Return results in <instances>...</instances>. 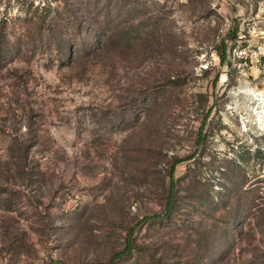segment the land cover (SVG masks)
Returning <instances> with one entry per match:
<instances>
[{"label":"rangeland","instance_id":"obj_1","mask_svg":"<svg viewBox=\"0 0 264 264\" xmlns=\"http://www.w3.org/2000/svg\"><path fill=\"white\" fill-rule=\"evenodd\" d=\"M0 264H264V0H0Z\"/></svg>","mask_w":264,"mask_h":264},{"label":"built area","instance_id":"obj_2","mask_svg":"<svg viewBox=\"0 0 264 264\" xmlns=\"http://www.w3.org/2000/svg\"><path fill=\"white\" fill-rule=\"evenodd\" d=\"M235 54L240 63L247 66L248 63H252V59L255 58L258 61L261 56L256 50H248L245 46H241L238 50H235Z\"/></svg>","mask_w":264,"mask_h":264},{"label":"trees","instance_id":"obj_3","mask_svg":"<svg viewBox=\"0 0 264 264\" xmlns=\"http://www.w3.org/2000/svg\"><path fill=\"white\" fill-rule=\"evenodd\" d=\"M35 20L38 21L37 18ZM40 22H41V20H39V23ZM81 51L85 52L84 47L81 48ZM222 60H223V57H222ZM172 205H173V203L171 202V196L169 195L168 200H167L166 205H165V208H164V210H165L164 214H166V216L171 215L173 213V206Z\"/></svg>","mask_w":264,"mask_h":264}]
</instances>
